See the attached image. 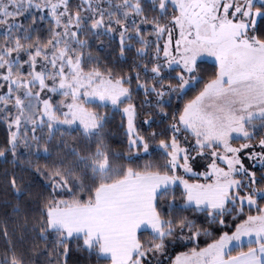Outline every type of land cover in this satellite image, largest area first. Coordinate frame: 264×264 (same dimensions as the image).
I'll use <instances>...</instances> for the list:
<instances>
[{
  "label": "snow or ice",
  "instance_id": "1",
  "mask_svg": "<svg viewBox=\"0 0 264 264\" xmlns=\"http://www.w3.org/2000/svg\"><path fill=\"white\" fill-rule=\"evenodd\" d=\"M0 128V264H264V0H0Z\"/></svg>",
  "mask_w": 264,
  "mask_h": 264
},
{
  "label": "trees",
  "instance_id": "2",
  "mask_svg": "<svg viewBox=\"0 0 264 264\" xmlns=\"http://www.w3.org/2000/svg\"><path fill=\"white\" fill-rule=\"evenodd\" d=\"M115 123H117V124L119 123V117H117ZM4 134H5V133H4V130H3L2 128H0V137H2ZM2 170H3V169L0 168V171H2ZM0 211H2V209H0Z\"/></svg>",
  "mask_w": 264,
  "mask_h": 264
}]
</instances>
